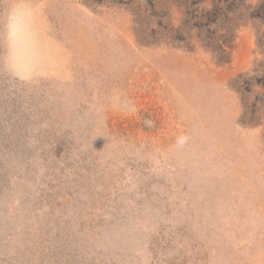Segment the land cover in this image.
<instances>
[{
  "label": "rangeland",
  "instance_id": "1",
  "mask_svg": "<svg viewBox=\"0 0 264 264\" xmlns=\"http://www.w3.org/2000/svg\"><path fill=\"white\" fill-rule=\"evenodd\" d=\"M26 2L0 264H264V0Z\"/></svg>",
  "mask_w": 264,
  "mask_h": 264
},
{
  "label": "clouds",
  "instance_id": "2",
  "mask_svg": "<svg viewBox=\"0 0 264 264\" xmlns=\"http://www.w3.org/2000/svg\"><path fill=\"white\" fill-rule=\"evenodd\" d=\"M35 20L36 9L30 3H27L26 0H11L3 31L0 32V36L6 45V51L3 57H0L3 68L22 80L30 78L35 72V69L25 66L18 56L20 44L25 40L35 38L37 35L34 31ZM117 106L124 111H136V106L131 101H122ZM152 123L150 120H145V124L149 127L152 126ZM185 140V136H180L177 139V144L182 146Z\"/></svg>",
  "mask_w": 264,
  "mask_h": 264
}]
</instances>
